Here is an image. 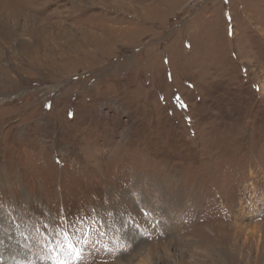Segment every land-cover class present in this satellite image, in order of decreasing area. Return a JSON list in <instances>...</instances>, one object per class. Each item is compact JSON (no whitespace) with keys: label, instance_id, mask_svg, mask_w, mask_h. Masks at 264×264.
I'll list each match as a JSON object with an SVG mask.
<instances>
[{"label":"rangeland","instance_id":"obj_1","mask_svg":"<svg viewBox=\"0 0 264 264\" xmlns=\"http://www.w3.org/2000/svg\"><path fill=\"white\" fill-rule=\"evenodd\" d=\"M79 218L83 264H264V0H0V264Z\"/></svg>","mask_w":264,"mask_h":264},{"label":"snow or ice","instance_id":"obj_2","mask_svg":"<svg viewBox=\"0 0 264 264\" xmlns=\"http://www.w3.org/2000/svg\"><path fill=\"white\" fill-rule=\"evenodd\" d=\"M76 223H83V218H79L75 223L69 222L68 228L63 227L64 221H61L46 237L43 247L50 254L48 258L51 264H83L84 250L87 247V240L84 237L88 235V229H83L82 235L69 231L76 226ZM50 227L44 225L45 230ZM77 231L81 230L77 229Z\"/></svg>","mask_w":264,"mask_h":264}]
</instances>
